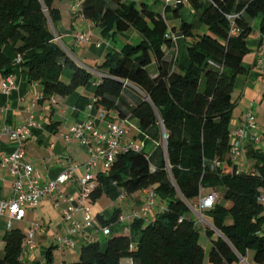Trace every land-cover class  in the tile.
<instances>
[{
	"label": "trees",
	"instance_id": "16d2710c",
	"mask_svg": "<svg viewBox=\"0 0 264 264\" xmlns=\"http://www.w3.org/2000/svg\"><path fill=\"white\" fill-rule=\"evenodd\" d=\"M56 1L0 0V73L7 77L21 66L22 76L38 82L45 98L68 96L94 81L56 29L62 16ZM75 2L79 9L72 12L96 22L104 35L130 28L141 34L138 42L104 56L98 68L105 75L94 99L107 119L134 118L157 142L152 153H119L94 178L88 199L117 200L151 188L166 205L154 219H133L130 231L117 225L119 214L99 213L101 224L110 228L106 242L84 245L72 264H234L250 250L253 264H264V152L256 153L250 172L239 170L230 154L235 81L247 72L243 61L259 15L264 34V0H190L193 21L182 19L174 27L167 13L178 17L182 2L163 12L136 0ZM180 42L187 66L179 63V53L166 50ZM203 190L217 194L203 213L221 232L214 237V230L204 228L212 242L208 262L200 241L203 227L189 215V202ZM134 232H139L136 241ZM25 237L20 228L5 233L0 264H27L20 258Z\"/></svg>",
	"mask_w": 264,
	"mask_h": 264
},
{
	"label": "crops",
	"instance_id": "0c3cea01",
	"mask_svg": "<svg viewBox=\"0 0 264 264\" xmlns=\"http://www.w3.org/2000/svg\"><path fill=\"white\" fill-rule=\"evenodd\" d=\"M75 1L70 0V4L65 5V7H61V4L55 2V7L61 10L62 15L61 20L56 24V28L58 33L72 47L71 54L74 59L93 74V82L85 87H79L68 96L54 95L51 98H45L38 82H29L22 76L21 66L17 65L15 68L13 73L15 87L8 93L2 89L6 77L0 73V154H10L15 149V142L8 133L4 132L5 126L17 128L30 116H34L39 122V126L33 130L32 136L26 141L25 159L34 164L40 180L43 183H48L56 179L70 162L79 164L72 179L60 186L54 195L46 196L38 207L28 209L23 220H13L8 214L0 217V255L3 254L4 235L8 230L20 228L27 235L33 224L39 223L41 225L36 233L37 245L29 251L24 260L27 264H72L79 259L80 250L84 245L93 241H100L104 244L107 235L97 217L99 213L106 218H111L113 214H119L117 225L119 227L125 226V230L130 231L133 219L131 220L129 216L134 210L145 204L149 192V189H143L140 190L141 195L138 192L124 194L123 197L115 200L119 205L114 207L113 211L107 207L96 209V206L89 203L91 202L89 199L84 200L82 205L89 209L98 224L84 226L82 232L75 236L76 248L70 249L58 244L57 238L65 236L66 229L70 225V221L65 218L64 210L70 203L76 204L81 198L79 179L90 176L95 178L99 172L107 169L104 162L100 161L98 166L89 172L86 168V163L89 160L88 147L77 140L68 141L67 136L71 134L74 126L90 118L104 128L107 119L106 112L94 101L97 83L105 75L100 71L98 65L108 52L120 51L125 45L142 38L135 28H130L125 32L102 34L101 27L96 22L82 16H76L72 12ZM136 1L138 3L146 2L153 7L162 2L161 0ZM157 10L162 12L165 10L163 2L160 9ZM66 14L69 16L68 23L65 21ZM190 14H194L190 0H182V8L178 17L173 18L171 11L167 13L170 26H178L180 21L185 18L189 21ZM261 20L262 15L254 20V30L248 38L250 49L243 61L247 72L237 77L233 91L235 107L231 121V132L245 124V113L248 111L256 115L258 123L257 128L251 133L259 139L246 140L241 155L233 161L239 170L246 172L253 171L256 153L264 152V74L256 62L259 48H264V34L260 29ZM77 23L80 24L78 27ZM80 32H89L90 41L79 44L76 40V34ZM166 50L170 54H173L174 51L179 53V63L182 66L188 65L189 60L183 42ZM6 52L12 53L8 47ZM127 128L129 130L128 139L137 144H142L147 153H152L147 148L150 144V137L139 129L137 120L128 118ZM13 182L14 177L10 170L0 166V201L12 197ZM165 205V202L159 200L154 208L141 217H145L147 220L154 219ZM121 216L126 219L122 221ZM75 219L83 221L82 214L77 213ZM10 223L11 227H9ZM138 234L139 232H134V241L137 240ZM214 237L216 236L214 235ZM201 244L203 245V243ZM204 248L208 262V255L212 248V242L209 238ZM246 256L244 257L245 260ZM239 264H242L241 260Z\"/></svg>",
	"mask_w": 264,
	"mask_h": 264
},
{
	"label": "built area",
	"instance_id": "2783aa9c",
	"mask_svg": "<svg viewBox=\"0 0 264 264\" xmlns=\"http://www.w3.org/2000/svg\"><path fill=\"white\" fill-rule=\"evenodd\" d=\"M165 6H175L182 0H161ZM79 4L74 3L72 11L77 12ZM56 39L61 40V37L56 34ZM91 35L89 32H80L76 34V40L79 44L89 42ZM176 40V37H174ZM256 62L264 74V48H259L256 57ZM15 87L13 74L7 76L2 84L4 92L8 93ZM95 101V99H94ZM91 107V106H90ZM104 112H106L104 110ZM39 126V122L34 116H30L26 121L17 128L5 126L4 132L8 133L11 139L15 142V149L10 154H0V166L7 167L14 177L13 195L11 198L0 201V217L8 214L13 220H23L26 211L30 208H36L46 196L54 195L60 186L66 184L72 179L79 164L70 162L67 168L54 180L48 183H43L36 174L35 166L32 162L26 161L25 144L32 136V132ZM258 126L256 115L248 111L245 113V124L231 132L232 146L231 157L236 160L242 153L246 140L259 138L252 135L251 131ZM129 130L127 128V119H120L117 116L111 119H106L105 126L102 128L92 118L78 123L72 129V132L67 136V140H77L88 147L89 160L86 163V168L90 172L92 168L97 167L99 162H104L107 169L111 166L117 155L121 152L131 150L145 151L142 144H137L128 139ZM164 138V137H163ZM79 185L81 187V198L78 202L70 203L64 210L65 218L70 221V225L66 229V235L58 237V244L62 247L74 249L77 246L75 236L82 232L85 225L98 224L88 208L82 205L83 201L88 199L90 191L95 187L94 177L80 178ZM148 196L145 204L131 213L130 219L141 217L147 214L156 204L157 194L151 188H148ZM122 194L120 197H123ZM217 201V194L209 192L202 195L198 199L197 207L200 212L204 209L212 208ZM260 201L264 203V194L260 197ZM197 213V210H195ZM77 213L82 214L83 221L75 219ZM198 214V213H197ZM199 215V214H198ZM123 221L126 218L121 216ZM11 227V223L9 224ZM41 227L39 223H35L30 227L28 234L25 237L24 245L21 252V260H25L31 249L37 245L36 233ZM106 235L110 233L108 226H102ZM241 258V263L246 264L244 257ZM206 264V263H205Z\"/></svg>",
	"mask_w": 264,
	"mask_h": 264
},
{
	"label": "rangeland",
	"instance_id": "374dc122",
	"mask_svg": "<svg viewBox=\"0 0 264 264\" xmlns=\"http://www.w3.org/2000/svg\"><path fill=\"white\" fill-rule=\"evenodd\" d=\"M152 0H149V2H151ZM56 2H58L59 4H61V7H65V5H69L70 4V0H58V1H56ZM162 6V2L161 3H159V4H157V6L155 7L156 9H160V7ZM191 15V14H190ZM67 19H69V16L66 14V17H65V21L67 22ZM186 19V18H185ZM189 21L190 22H192L193 21V19H194V14L193 15H191L189 18ZM170 20H171V18H170ZM68 23V22H67ZM69 23H70V21H69ZM80 24L79 23H77V27L79 26ZM57 29V28H56ZM141 38H139V39H136V40H134L133 42L135 43V42H138V40H140ZM63 41H64V43L66 42V39H63ZM9 48V47H8ZM68 79L67 78H65V81H67ZM149 142H150V144L148 145V151H150V152H153L154 150H155V148L157 147V142L155 141V140H153L152 138H150L149 139ZM162 144H163V146H165L164 145V138L162 137ZM205 193V190H203V194ZM138 194H140L141 195V192L140 191H138ZM218 194L220 195V193L218 192ZM159 200H160V198L157 196V200H156V204H155V206L157 205V203L159 202ZM90 204H92V205H94V206H96L95 208L96 209H98V207H101V208H109L110 209V211H113V208L114 207H117L118 205H119V203L118 202H116L115 200H112L111 198H109L108 196H106V195H103V196H101L98 200H97V202H95V203H91V202H89ZM197 203H198V199H193V200H191L190 202H189V207H190V213H189V215L190 216H192V217H194V219H196V221L198 222V224L201 226V227H203V229H202V231H201V236H200V241H201V243H203V245L204 246H206V244H207V242H208V238H207V236H206V234H205V232H204V228H209V229H212V230H214V232H215V236H219V235H221V232L218 230V229H216L215 228V226H214V224H213V222H212V219L211 218H209L207 215H205L203 212H200L199 210H198V207H197ZM154 208V207H153ZM195 210H197V213L199 214H197L196 212H195ZM154 212H155V210H154ZM252 255H253V251L252 250H250L249 252H248V255L246 256V260H247V262L249 263V264H253V260H252ZM240 260H241V258H240ZM234 264H239V263H234Z\"/></svg>",
	"mask_w": 264,
	"mask_h": 264
},
{
	"label": "water",
	"instance_id": "95a60500",
	"mask_svg": "<svg viewBox=\"0 0 264 264\" xmlns=\"http://www.w3.org/2000/svg\"><path fill=\"white\" fill-rule=\"evenodd\" d=\"M162 134H163V137H164V145H165V148H166V146H167V131H166V129L163 127V129H162Z\"/></svg>",
	"mask_w": 264,
	"mask_h": 264
},
{
	"label": "bare ground",
	"instance_id": "6f19581e",
	"mask_svg": "<svg viewBox=\"0 0 264 264\" xmlns=\"http://www.w3.org/2000/svg\"><path fill=\"white\" fill-rule=\"evenodd\" d=\"M241 257V256H240Z\"/></svg>",
	"mask_w": 264,
	"mask_h": 264
}]
</instances>
